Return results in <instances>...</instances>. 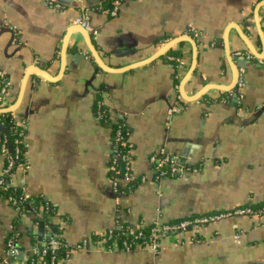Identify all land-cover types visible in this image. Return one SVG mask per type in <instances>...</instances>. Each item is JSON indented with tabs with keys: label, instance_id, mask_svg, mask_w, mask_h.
Here are the masks:
<instances>
[{
	"label": "crops",
	"instance_id": "crops-1",
	"mask_svg": "<svg viewBox=\"0 0 264 264\" xmlns=\"http://www.w3.org/2000/svg\"><path fill=\"white\" fill-rule=\"evenodd\" d=\"M257 5L125 0L114 17L93 12L91 40L104 71L73 30L78 9L47 0H0V72L26 144V167L14 171L12 184L51 206V229L69 249L62 264H264L260 217H231L178 238L163 236L156 255L107 252L101 241L106 231L124 225L264 204V58L233 54L250 52L239 32L254 53L263 52L264 6ZM191 29L198 32L189 36L195 50L179 42L142 64ZM168 52L177 54V71ZM235 67L244 78L239 104L230 95L234 89L227 91ZM207 87L213 88L200 99L184 100ZM97 94L110 119L121 120L127 131L134 182H120V192L113 191L107 170L111 128L96 118ZM173 107L179 112H170ZM161 148L198 170L155 181L148 158ZM39 215L28 209L18 216L0 196V256L13 230L18 249L31 255ZM84 239L87 245L76 249ZM177 239L184 243L176 245Z\"/></svg>",
	"mask_w": 264,
	"mask_h": 264
},
{
	"label": "built area",
	"instance_id": "built-area-1",
	"mask_svg": "<svg viewBox=\"0 0 264 264\" xmlns=\"http://www.w3.org/2000/svg\"><path fill=\"white\" fill-rule=\"evenodd\" d=\"M125 0H108V4L103 6L99 5L94 8L85 9L81 12L80 16L76 18L73 22L74 25L81 26L90 36H94L96 31L92 28L89 22V16L93 12H98L105 14L109 17H114L117 15L119 7ZM258 0L257 2H260ZM49 5L59 6L54 4L51 0H47ZM193 35L196 37L198 32L195 29L186 31L185 36L189 37ZM236 57H241L246 61L254 60V57L251 52L248 51H236L233 53ZM170 62H177L178 68L180 63L178 58L172 56L168 57ZM7 87L8 81L5 76L0 72V109L11 108V104L7 101ZM244 87V78L243 70L240 69L237 71V81L235 84L234 91L230 94L234 98L237 104L242 100V88ZM179 99V97L177 96ZM104 106L101 100H98L95 103L96 110H101V107ZM180 107L171 108L170 112L178 113ZM14 119L17 120V124L20 126V121L15 117L12 112L9 113ZM96 118H99L96 116ZM117 122L115 126L113 136L110 140V160L107 166L108 173H112L117 178L111 177V185L114 192H120V182L125 185H129L133 182L134 177L130 171V161H129V151L121 152L119 146H125L129 149V145L126 140H122V132L124 123L122 121ZM15 147L13 152L11 147L7 144V138L0 139V154L4 158V167L0 170V191L7 193L12 184V176L16 169L25 168L26 162L24 159V153H22V147H26L24 141V135L20 138L14 140ZM20 160L19 163L17 161ZM122 161L123 165L121 169H117V161ZM150 165L152 166V171L154 173V180H160L162 178H178L182 177L188 172H196L198 169L186 165L184 162H181L178 157L167 153L163 148L159 149L157 152L151 154L148 158ZM140 182L144 181V178L139 179ZM6 202L13 208L16 214L19 216L23 214L28 209H33L31 207L32 198L20 188V192L16 195H4ZM47 210V208H45ZM40 213L42 220H45V223L41 229V233L37 238V245L34 246V250L30 256H25V253H22L16 246V238L7 237L4 245L3 255L0 256V264H62L64 260L69 257V249L66 246H63L65 254L63 257L58 256V252L61 249L62 240L60 237L52 232L50 220L48 219V213ZM35 208L33 212H35ZM44 213V217H43ZM231 217H260L264 218V206L261 208H251L250 206H241L236 207L231 210L214 212L203 215H193L184 219H180L171 223H159L152 222L147 233H144L142 227L144 225L138 224L136 226L125 227L122 229L121 236L124 237L121 239L120 243H117L113 237V230H108L101 236V241L103 242L104 250L107 252H133L136 250H147L152 255H156L159 250V238L163 236H169L172 238H178V236H183L187 232L194 231L198 228H202L211 224H215L222 220ZM129 238L134 240H142V243H130ZM234 239H238V236H234ZM178 239L176 240L177 244H183ZM87 245V240H82L79 244L75 246L76 249H82ZM49 254V258L45 259V255Z\"/></svg>",
	"mask_w": 264,
	"mask_h": 264
},
{
	"label": "trees",
	"instance_id": "trees-1",
	"mask_svg": "<svg viewBox=\"0 0 264 264\" xmlns=\"http://www.w3.org/2000/svg\"><path fill=\"white\" fill-rule=\"evenodd\" d=\"M108 4V2L106 3V4H104L103 6H105V5H107ZM167 56L169 57V56H172V57H174V58H177V54L176 53H171V52H168L167 53ZM172 66H173V68H174V70L175 71H177V66H178V64H177V62H175V61H173L172 62ZM8 88V87H7ZM98 96H97V100H96V102L100 99V97H99V94H97ZM180 101V100H179ZM95 113H96V116H98L99 118H97V120L102 124V125H104V126H108V127H110L111 128V133H110V135L111 136H113V133H114V129H115V126L117 125V122H114V121H112L111 119H110V117H109V114H108V112H107V109L105 108V106H102L101 107V110H96V108H95ZM119 121H121V120H119ZM0 125H2V127H3V129H1L0 130V139L1 138H4V137H6L7 138V144L11 147V150H12V152H13V149H14V147H15V143H14V140L15 139H17V138H20L21 137V135L23 136L24 135V131H23V129L17 124V120L16 119H14L9 113H0ZM122 137H123V139L122 140H126L127 139V131H126V128H125V125H124V127H123V132H122ZM127 142V141H126ZM20 147L22 148V153H24V151H25V147H22L21 145H20ZM119 148V150H121V152H127V151H129V149L128 148H126L125 146L123 147V146H119L118 147ZM20 162V160H18L17 161V163H19ZM122 165H123V162L122 161H117V169H121V167H122ZM109 175L111 176V177H114V178H117V176H114L112 173H109ZM133 182H134V180H133ZM133 182H131L129 185H127V186H131V184L133 183ZM128 189V188H127ZM131 189V188H130ZM122 192H124L125 190H121ZM20 192V187H17V186H11L10 187V189L8 190V192L7 193H5V192H2V191H0V196L1 197H3L4 198V195L5 196H7V195H16V194H18ZM31 205V207H33V209L35 208V210L37 211V212H44V210H46L45 208H47V215L49 216L50 215V213H52L53 211H52V208H51V206L47 203V202H45V201H43V200H40V199H33L32 198V203L30 204ZM264 206V204H260V205H253V206H250L251 208H261V207H263ZM45 215H44V213H43V217H44ZM36 223H37V225L39 226V228L40 229H42V227H43V225H44V223H45V220L43 219H36ZM125 227H131L130 225H124V226H122L121 228H119V229H113V237L115 238V240H116V242L117 243H120V241H121V239H123L124 237H122L120 234H121V232H122V229L123 228H125ZM149 227H150V225H144L143 227H142V230H143V232L144 233H147L148 232V230H149ZM53 232V231H52ZM53 233H55V232H53ZM56 234V233H55ZM19 235L17 234V232L15 231V230H13V232L9 235V237H14V238H17ZM128 241L131 243H142V240H139V241H137V240H134V239H132V238H129L128 239ZM63 246H64V244H63V242H62V244H61V249L59 250V252H58V256L59 257H63L64 256V254H65V251L63 250ZM49 254H47V255H45V259H47V258H49Z\"/></svg>",
	"mask_w": 264,
	"mask_h": 264
},
{
	"label": "water",
	"instance_id": "water-1",
	"mask_svg": "<svg viewBox=\"0 0 264 264\" xmlns=\"http://www.w3.org/2000/svg\"><path fill=\"white\" fill-rule=\"evenodd\" d=\"M106 1L107 0H84L83 2H80V1L77 2L76 0H51V2L54 3V4H58V5L62 6V7H66V8H76L80 12L84 11L85 9H90V8H94L96 6H99L103 2H106ZM256 1H258V0H256ZM257 4H258L257 5V9L260 6H264V0H261L260 2H257ZM256 11H255V14H256ZM255 16H257V15H255ZM73 27H74L73 30H75L76 32H78L83 37V40L85 41V43H86V45H87V47L89 49V52L91 53V55H92L95 63L102 70L109 71V70H106V68L100 62V60H99V58H98V56L96 54V51L94 50V47L92 45V40H91L90 34L88 32H86L81 26L73 25ZM259 35H260L261 40L263 42V52H262L261 55L260 54H257V53H254V51L251 50V47L248 45L246 39L244 38V35L241 32H239V36L241 37V39L245 43V46L247 47V49L256 58H261L262 59V58H264V36H263L262 30L260 28H259ZM226 40H227V37H224V43H226ZM179 42H189L190 44H192V46H194V50H195V43H194V41L191 38L186 37V36H179V37L174 38L170 42H168V44L161 50V52L159 54H157L156 56L150 58L149 60L145 61L142 64H146L148 62H152L153 60H155L156 58L160 57L161 55H164L174 44H177ZM195 55H196V53H195ZM142 64H138V65H142ZM132 67L133 66L128 67V68H125L123 70H121V69L120 70H112V72H117V71L125 72L127 70H130ZM237 69L238 68L235 67L236 73H235V76H234V83H233V85L229 89H227L228 92L231 91V90H233L234 87H235V84H236V81H237ZM29 71H30V69H29ZM43 75L41 74V76H43ZM186 81L184 83H186ZM184 83H182V84L184 85ZM212 88H210V87L204 88L203 90H201L200 92H198L197 94H195L192 98L191 97L190 98L183 97V98H184V100L189 101V102L196 101V100L200 99L206 92H208ZM220 89H223L224 90V88H220ZM14 110H15L14 107L8 108V109H0V113H10V112H12ZM1 129H3L2 125H0V130ZM39 233H41V229H40Z\"/></svg>",
	"mask_w": 264,
	"mask_h": 264
}]
</instances>
